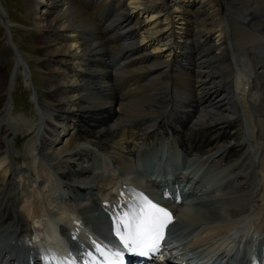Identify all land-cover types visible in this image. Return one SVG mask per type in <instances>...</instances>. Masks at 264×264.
Listing matches in <instances>:
<instances>
[{"label": "bare ground", "instance_id": "obj_1", "mask_svg": "<svg viewBox=\"0 0 264 264\" xmlns=\"http://www.w3.org/2000/svg\"><path fill=\"white\" fill-rule=\"evenodd\" d=\"M24 3L37 31L43 92L11 40L12 25L1 23L14 70L6 79L0 48V264L17 263L16 256L26 264L17 244L31 235L36 241L49 224L69 227L79 216L97 229L85 206L110 200L121 184L142 185L129 177L127 161L146 146L156 152L160 138L179 156L199 158L191 175L214 159L233 163L247 191L227 207L197 206L199 216L180 208L181 219L200 227L173 232L193 229L203 252L222 250L244 222L264 235V0ZM19 74L34 86L37 121L12 119V96L3 101ZM25 137L13 154L8 140ZM250 167L255 178L244 181Z\"/></svg>", "mask_w": 264, "mask_h": 264}, {"label": "rangeland", "instance_id": "obj_2", "mask_svg": "<svg viewBox=\"0 0 264 264\" xmlns=\"http://www.w3.org/2000/svg\"><path fill=\"white\" fill-rule=\"evenodd\" d=\"M1 23H5L10 26L12 25V27L10 28L11 40L17 46L20 52H23L22 54L24 55V60L26 61L25 63L26 65L29 66V69L32 73V81H33V84L36 86V92L39 93L41 91L39 93L41 94L43 90L40 88L38 89V85L41 82V74H39L40 70L37 64L38 56L36 55L37 47H35L36 40H37V31L35 30L34 19L32 18V15H30L29 12L27 11L24 0H0V48L3 50L2 63L4 66L2 73L6 77V79L9 80L11 79L13 70H14V59L12 56V50L9 49L2 41V38H3L2 25L3 24ZM174 28H177V26L175 25ZM176 30L177 29H175L174 31ZM217 35L218 34H215V36H213L212 38H216ZM39 75H40V78H39ZM152 85H153V82L147 83V86H152ZM10 96H12L13 98V106L11 109L12 119L17 118V116L19 115L21 118L20 121L23 120V118L28 119V120H34L36 118L35 120L37 121V113L34 110V103H32L33 101L30 100L31 97L34 96V86L31 84L30 80H27L25 82L23 75H20V74L17 75L13 83V89L9 93H7V95L6 94L4 95L3 101L7 102L10 99ZM16 136H18V133L16 134ZM31 136L32 135L28 136L27 138ZM27 138L25 137L23 140L18 142L16 145H14L12 139L8 140L9 144L11 145V151L13 154H17L18 152L22 150L23 145L25 144ZM159 142L165 143V139L160 138ZM245 152L247 153L246 149L243 155L245 154ZM214 160L217 162V163L215 162L214 166H218L219 161L217 159H214ZM236 160L237 158L233 159L232 162H235ZM248 162H250V160L246 161V163L244 164V167H246ZM232 165L233 163L224 164V167H225L224 171L226 172H228L229 170L232 171V168H231ZM16 168L18 170H21L19 166H16ZM251 174L254 175V172L252 168L250 167L247 170V174L245 175L246 178L244 181L248 179L252 181L255 177L253 178ZM236 176L237 175H226L225 176L227 179L226 180L227 182L225 183L226 185L224 184L223 186H230V189L226 191H222L221 188L223 186L221 184H218L212 193L200 194L199 195L200 197L199 198V201H200L199 210L205 211L206 210L205 208L213 209V208H216L217 206L220 209L221 206H219V204L225 205L227 203L225 201H228V203H231V201L234 200L235 197H239L241 196L240 194L246 193L247 192L246 190L245 192L239 189V184L241 183V181L239 182V180H236ZM16 197H17V201L21 202V200H19L20 195L19 197L16 195ZM18 205L22 206L23 202L20 204H17V206ZM227 206L229 205H225L223 207H227ZM84 214L86 213L84 212ZM196 216H199V214L197 213Z\"/></svg>", "mask_w": 264, "mask_h": 264}, {"label": "snow or ice", "instance_id": "obj_3", "mask_svg": "<svg viewBox=\"0 0 264 264\" xmlns=\"http://www.w3.org/2000/svg\"><path fill=\"white\" fill-rule=\"evenodd\" d=\"M172 215L163 207L152 203L146 198H141L130 216H125L115 226V232L125 248L133 253L144 255L147 251L157 250L164 238L165 228L172 222ZM120 225H123L124 233L121 235ZM119 253L116 254L118 264Z\"/></svg>", "mask_w": 264, "mask_h": 264}]
</instances>
